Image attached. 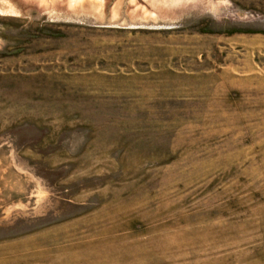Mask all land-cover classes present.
<instances>
[{
  "label": "rangeland",
  "instance_id": "374dc122",
  "mask_svg": "<svg viewBox=\"0 0 264 264\" xmlns=\"http://www.w3.org/2000/svg\"><path fill=\"white\" fill-rule=\"evenodd\" d=\"M0 264H264V0H0Z\"/></svg>",
  "mask_w": 264,
  "mask_h": 264
}]
</instances>
